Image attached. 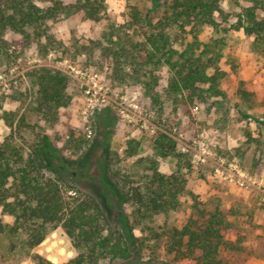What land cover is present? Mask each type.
I'll return each mask as SVG.
<instances>
[{
  "label": "rangeland",
  "instance_id": "rangeland-1",
  "mask_svg": "<svg viewBox=\"0 0 264 264\" xmlns=\"http://www.w3.org/2000/svg\"><path fill=\"white\" fill-rule=\"evenodd\" d=\"M32 1L45 9L85 0ZM243 5L222 2L230 15ZM104 6L95 20L72 10L23 31L0 27V150L24 159L47 135L50 165L82 192L99 189L111 215L124 210L135 234L147 239L143 262L194 264L170 261L165 246L168 232L203 208L230 212L237 243L226 264H264V125L254 120L264 121V43L242 31L201 27L175 37L174 52L163 57L142 50L148 29L130 14V6L144 14L150 0ZM40 69L68 78L63 106L41 100ZM163 136L174 143L166 153L157 146ZM154 172L181 181L172 204L144 218L100 182L118 175L145 191ZM23 240L0 236V264H33L28 254L36 251L58 260L70 250L59 230L31 251Z\"/></svg>",
  "mask_w": 264,
  "mask_h": 264
},
{
  "label": "trees",
  "instance_id": "trees-1",
  "mask_svg": "<svg viewBox=\"0 0 264 264\" xmlns=\"http://www.w3.org/2000/svg\"><path fill=\"white\" fill-rule=\"evenodd\" d=\"M243 1L245 5L233 15L225 13L223 0H150L151 6L144 14L131 6L130 14L132 21L148 29L143 34L142 50L146 53L151 50L163 57L174 52L175 37L201 27L242 31L264 43V0ZM104 3L105 0H85L82 5L64 6L56 1L44 9L32 0H0V27L23 31L26 26H41L57 12L72 10L95 20L105 8ZM230 19H234L233 23L226 28ZM36 83L44 103L63 106L68 88L64 74L40 69L36 72ZM254 120L264 125V121ZM173 144L163 136L157 146L166 153ZM48 147L49 137L44 135L24 159L16 152L12 156L0 150V217L12 218L11 224L0 218V236H24L23 246L31 251L43 243L49 232L59 230L73 254L53 260L42 253L29 252L33 264H151V261L143 262L147 258V239L135 234L124 210L114 217L99 189L82 192L76 182L50 165ZM152 176L151 186L145 187V191L138 181L118 175L117 182L108 183L102 178L100 182L106 184L111 193L115 189L119 191L121 207L130 204L136 214L144 218L145 213L155 215L172 204L174 191L181 181L175 174L164 177L154 172ZM110 178L112 180L114 175ZM184 182L183 179L181 190ZM229 215V211L220 209L194 210L180 228L168 232L165 247L167 254L173 255L170 261L226 264V255L236 249L237 243L231 239ZM17 248L12 243L9 251Z\"/></svg>",
  "mask_w": 264,
  "mask_h": 264
},
{
  "label": "crops",
  "instance_id": "crops-1",
  "mask_svg": "<svg viewBox=\"0 0 264 264\" xmlns=\"http://www.w3.org/2000/svg\"><path fill=\"white\" fill-rule=\"evenodd\" d=\"M36 252H39V253H42L41 251H36ZM43 255H45L44 253H42ZM73 254V251H72V249H71V247H70V250L68 249V254L66 255V256H68V255H72ZM46 256V255H45ZM48 257V256H47ZM61 259V258H60Z\"/></svg>",
  "mask_w": 264,
  "mask_h": 264
},
{
  "label": "built area",
  "instance_id": "built-area-1",
  "mask_svg": "<svg viewBox=\"0 0 264 264\" xmlns=\"http://www.w3.org/2000/svg\"><path fill=\"white\" fill-rule=\"evenodd\" d=\"M90 133V132H89ZM88 138H90L91 136H90V134H88V136H87Z\"/></svg>",
  "mask_w": 264,
  "mask_h": 264
}]
</instances>
